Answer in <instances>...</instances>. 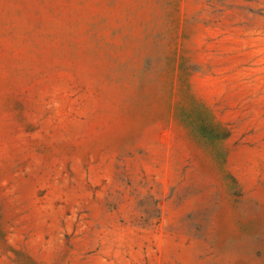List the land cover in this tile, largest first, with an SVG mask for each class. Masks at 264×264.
I'll use <instances>...</instances> for the list:
<instances>
[{"label": "rangeland", "instance_id": "1", "mask_svg": "<svg viewBox=\"0 0 264 264\" xmlns=\"http://www.w3.org/2000/svg\"><path fill=\"white\" fill-rule=\"evenodd\" d=\"M0 264H264V0H0Z\"/></svg>", "mask_w": 264, "mask_h": 264}]
</instances>
